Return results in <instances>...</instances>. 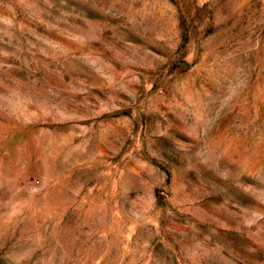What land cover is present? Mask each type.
<instances>
[{"label":"rangeland","instance_id":"obj_1","mask_svg":"<svg viewBox=\"0 0 264 264\" xmlns=\"http://www.w3.org/2000/svg\"><path fill=\"white\" fill-rule=\"evenodd\" d=\"M0 264H264V0H0Z\"/></svg>","mask_w":264,"mask_h":264},{"label":"bare ground","instance_id":"obj_2","mask_svg":"<svg viewBox=\"0 0 264 264\" xmlns=\"http://www.w3.org/2000/svg\"><path fill=\"white\" fill-rule=\"evenodd\" d=\"M56 195H54V196H52V197H55ZM51 197V196H50ZM52 199H54V198H52ZM46 200V199H45ZM42 202H44V201H42ZM48 209V208H47Z\"/></svg>","mask_w":264,"mask_h":264}]
</instances>
